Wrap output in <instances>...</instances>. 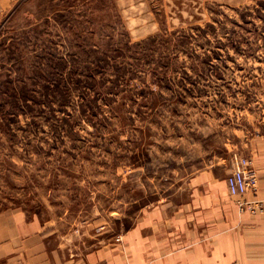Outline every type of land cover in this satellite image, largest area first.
I'll use <instances>...</instances> for the list:
<instances>
[{
  "label": "rangeland",
  "instance_id": "1",
  "mask_svg": "<svg viewBox=\"0 0 264 264\" xmlns=\"http://www.w3.org/2000/svg\"><path fill=\"white\" fill-rule=\"evenodd\" d=\"M159 2L0 0V207L127 224L264 134V0Z\"/></svg>",
  "mask_w": 264,
  "mask_h": 264
},
{
  "label": "crops",
  "instance_id": "2",
  "mask_svg": "<svg viewBox=\"0 0 264 264\" xmlns=\"http://www.w3.org/2000/svg\"><path fill=\"white\" fill-rule=\"evenodd\" d=\"M185 6L193 14V0ZM148 17L156 24L155 13ZM241 151L264 172L263 133ZM219 165L195 173L185 196L147 205L127 224L100 218L105 225L98 228L93 220L0 207V264H264V212L238 209L227 182L231 162ZM257 197L264 199V178Z\"/></svg>",
  "mask_w": 264,
  "mask_h": 264
},
{
  "label": "built area",
  "instance_id": "3",
  "mask_svg": "<svg viewBox=\"0 0 264 264\" xmlns=\"http://www.w3.org/2000/svg\"><path fill=\"white\" fill-rule=\"evenodd\" d=\"M231 172L227 177L229 192L236 198L238 209L252 214L264 212V199L257 197L259 182L264 178L252 159L240 150L231 152ZM252 194V196H248Z\"/></svg>",
  "mask_w": 264,
  "mask_h": 264
}]
</instances>
